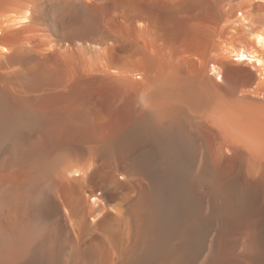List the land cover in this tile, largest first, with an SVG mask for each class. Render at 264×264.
<instances>
[{
    "label": "bare ground",
    "instance_id": "1",
    "mask_svg": "<svg viewBox=\"0 0 264 264\" xmlns=\"http://www.w3.org/2000/svg\"><path fill=\"white\" fill-rule=\"evenodd\" d=\"M0 264H264V0H0Z\"/></svg>",
    "mask_w": 264,
    "mask_h": 264
}]
</instances>
